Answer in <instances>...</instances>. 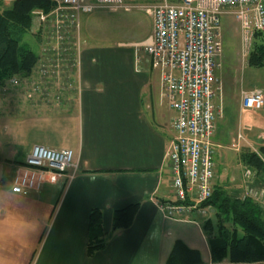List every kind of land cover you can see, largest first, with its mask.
Listing matches in <instances>:
<instances>
[{
    "label": "crops",
    "instance_id": "1",
    "mask_svg": "<svg viewBox=\"0 0 264 264\" xmlns=\"http://www.w3.org/2000/svg\"><path fill=\"white\" fill-rule=\"evenodd\" d=\"M148 18L143 39L80 41L72 102L51 108L23 103L25 115H0V264H166L176 240L198 250L200 264H264L213 262L199 220L169 219L156 207L173 200L166 152L175 112L150 57L140 50L136 60L135 46L148 43L152 31ZM227 91L224 84L217 100L223 115L212 136L215 185L227 165L220 148L235 123L244 127L237 130L245 140L250 132L244 110L233 105L230 111ZM260 121L264 125V117ZM34 144L71 149L76 168L51 177L39 192L12 193L15 167ZM134 203L139 207L132 224L111 233L113 212ZM95 208L102 212L106 245L88 257V219Z\"/></svg>",
    "mask_w": 264,
    "mask_h": 264
},
{
    "label": "built area",
    "instance_id": "2",
    "mask_svg": "<svg viewBox=\"0 0 264 264\" xmlns=\"http://www.w3.org/2000/svg\"><path fill=\"white\" fill-rule=\"evenodd\" d=\"M49 13L34 11L39 22L68 32L79 31L80 16L98 9L109 12L129 10L125 0H54ZM151 18L148 43L135 46L136 60L142 50L150 57L159 74L160 88L167 105L175 112L171 122L172 140L166 155L171 171L173 200L156 204L169 219L200 221L211 213L204 203L213 191L215 161L212 136L223 115L222 82L216 71L222 51L221 20L233 16L240 32L241 56L247 57L254 34H264V0H153L141 6ZM42 27V26H40ZM43 27L41 31L43 32ZM58 32V30H57ZM76 51L72 63L76 65ZM42 74L56 67L39 58ZM36 69V68H35ZM241 110L260 111L264 106V89L242 90ZM245 139L237 132L232 148L239 150ZM73 151L34 144L24 161L15 167L10 190L19 195L39 192L51 177H61L75 169ZM249 170L245 171L250 176ZM253 199L255 196L249 195Z\"/></svg>",
    "mask_w": 264,
    "mask_h": 264
},
{
    "label": "rangeland",
    "instance_id": "3",
    "mask_svg": "<svg viewBox=\"0 0 264 264\" xmlns=\"http://www.w3.org/2000/svg\"><path fill=\"white\" fill-rule=\"evenodd\" d=\"M11 1L0 0V9L8 7ZM152 1L125 0L126 5H134L135 7L129 10L121 9L117 12L98 9L90 14L81 15L80 28L79 31L75 30L76 32H68L64 27H52L49 22L41 25L38 15L33 12L32 26L24 36L23 42L39 56L42 63L46 62L48 65L55 60L57 65L52 69L53 75L48 74V72L42 74L39 72L41 66L37 65L29 78L15 76L9 80L8 84L2 87L4 89H0V115L10 113L25 115L28 107L24 108L23 103H40L51 108L64 105L67 101L72 102L76 93V65L72 63V57L75 49H78L80 41L87 40L89 44L96 41L108 45L120 40L133 42L143 39L147 35L150 19L141 6H146ZM40 26L44 28L42 29L43 32ZM221 28L222 51L218 59L221 67L216 74L222 82L223 89L225 84L226 89L229 90L227 91V103L230 111H232L233 105L239 109V104L237 105V102L239 103L237 96L239 88L240 90L262 89L258 85L264 83V67H249L246 64L247 57L241 56L240 32L232 15L222 17ZM224 69L228 71L226 78L222 75ZM233 79L236 81L235 86L232 85ZM241 112L244 113V117H241L247 121L246 124L250 132L246 136L245 130L243 131L246 140L241 142L239 150L235 151L231 146L232 139H235L237 132H241V129L237 130L241 124L235 123L234 132L230 134L229 140L220 148V151L227 155V165L225 169L219 171V182L216 184L220 185L229 195L244 197L252 194L264 208L263 175L256 176V173L244 166L240 160V154L243 150L258 151V148L264 144V125L260 121L264 116L262 111L244 110ZM247 170L251 172L250 176L245 175ZM213 183L215 185V182ZM212 214L213 210L201 219L209 218ZM228 227L230 228V225ZM238 234L241 236L243 232L239 230Z\"/></svg>",
    "mask_w": 264,
    "mask_h": 264
},
{
    "label": "trees",
    "instance_id": "4",
    "mask_svg": "<svg viewBox=\"0 0 264 264\" xmlns=\"http://www.w3.org/2000/svg\"><path fill=\"white\" fill-rule=\"evenodd\" d=\"M55 7L54 0H12L8 7L0 9V89L15 76L29 78L38 64L39 56L24 42V36L32 26V13L45 14ZM249 67H264V34H254L251 49L246 58ZM264 116V106L262 108ZM264 145L258 151L243 150L241 163L252 169L256 176L263 175ZM22 163V162H21ZM213 214L200 220L211 260L230 263H255L264 261V208L259 200L249 195H229L220 185L213 186L210 198L204 203ZM138 203L115 210L111 219V233L128 228L135 217ZM230 225V228L228 227ZM241 230L243 235L239 236ZM86 255L92 257L106 245L102 228V212L92 209L88 219ZM201 254L176 240L166 259V264H200Z\"/></svg>",
    "mask_w": 264,
    "mask_h": 264
}]
</instances>
